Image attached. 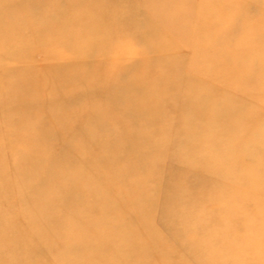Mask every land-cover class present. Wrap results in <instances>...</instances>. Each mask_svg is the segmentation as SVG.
I'll list each match as a JSON object with an SVG mask.
<instances>
[{
  "label": "rangeland",
  "instance_id": "374dc122",
  "mask_svg": "<svg viewBox=\"0 0 264 264\" xmlns=\"http://www.w3.org/2000/svg\"><path fill=\"white\" fill-rule=\"evenodd\" d=\"M183 1L0 0V48L4 46L11 57L17 55L22 65L9 69V58L0 53V197L3 200L0 216L5 214L7 221L19 229L13 228L17 231L12 230L11 238L6 237L8 240L0 239L1 250L13 245V241L19 248L28 245L27 234L44 252L41 257L30 252L32 258L39 262L45 258L48 264H57L59 260L60 264H77L81 257L104 246L105 258L92 259V264H230L232 261L264 264V196L260 193L264 189L261 183L264 176L256 172L255 157L250 164L254 170L250 205L254 206L249 205L252 212L248 217V255L226 258L219 248L228 233L223 234L225 238L218 235L220 241L217 239L214 245L191 235L177 241L178 236L168 231L173 230L172 221H180L184 215V206L177 201L181 196L171 190L173 183L181 178L170 179L166 174L168 170L177 175L185 173L178 162L180 156L172 157L171 153V145L177 138L173 113L164 108L150 119L127 117L126 109L131 103L143 105L144 97H150L124 93L119 84L125 81L128 70L132 75L147 73V79H153L151 73L157 68L166 73L168 61L172 69L164 74L168 83L164 80L157 85L165 89L166 100L174 97V91L182 95L188 74L186 70L179 72L178 65L190 64L192 58L187 51L189 47L180 45L178 38L188 33L184 32L188 23L176 21L171 6L181 10L185 7ZM220 3L232 16L264 23V0H220ZM42 31H46L44 38L38 35ZM58 41L68 44V49H58ZM54 69L74 74L76 80L74 83L63 81L61 85L67 83L69 87L60 93L56 89L46 93L42 90L44 84L36 76L43 71H47V75L56 74L58 70ZM12 71L26 72L29 92L18 82H12L18 89H8V75ZM28 72L34 75L30 77ZM51 74L47 76L48 81L44 78L43 81L58 87V77L53 78ZM179 80L181 84L177 83ZM151 82L145 90L158 93ZM255 93L264 104V92L256 90ZM39 100L42 102L38 105ZM13 110L19 111V116ZM255 113L259 114L249 123L250 140L237 145L235 152L246 150L249 144L254 148L256 141H262L264 122L256 123L255 118L264 119V105ZM25 114L24 122L21 117ZM39 122L44 129L38 130V137L28 139L27 135H36L35 130H29L30 126ZM141 124L149 128V133L146 128L145 131L155 138L158 146L168 148L165 158H155L156 165L152 161L155 166L151 174L141 170L154 158L148 149L155 146V142L154 139L147 141V135L140 140L134 129L143 127ZM119 173L121 175L117 176ZM122 176L131 182L140 177L144 180V190L149 187L148 192H154L155 188L160 191L159 196L139 195L135 202L126 203L122 196H126ZM186 183L195 189L196 173L189 172ZM165 185L169 187L163 189ZM67 193L71 196L69 199ZM99 205L107 206L99 208ZM217 207V199L206 200L200 206L205 213ZM84 221H89L91 226H82L80 222ZM66 224L71 226L69 229H73L72 224L78 229H71V233L60 232ZM84 230L93 233L88 237L91 240L80 241V246L86 245V248L78 246L74 252L66 254L43 249L58 244L55 238L71 237L74 233L82 237ZM234 239L233 236L231 242L237 243ZM199 247L202 251L196 250ZM12 250L14 246L2 253L6 259L4 264H16ZM15 256L20 257V253Z\"/></svg>",
  "mask_w": 264,
  "mask_h": 264
},
{
  "label": "bare ground",
  "instance_id": "6f19581e",
  "mask_svg": "<svg viewBox=\"0 0 264 264\" xmlns=\"http://www.w3.org/2000/svg\"><path fill=\"white\" fill-rule=\"evenodd\" d=\"M183 2H185V7H181V10L179 7L174 8L171 6L172 16H176V21L188 23V26L185 25L184 31L188 33L180 34L178 38L180 45H187L189 47L187 51L191 52L192 58L190 64L188 63L183 67L178 65L179 72L186 70L188 74L184 80L182 95L179 96V91H174V97L166 100L167 97L165 95L167 93L164 92L165 89H163V86L157 85L164 80L168 83V79L164 75L171 72H167L168 69L172 70L168 61L166 63V73L163 74L161 69L158 71L157 68L154 70V73H151L153 74V79L151 77L147 79V76H149L147 73L132 75L128 70L125 74V81L120 83L119 86L124 88V93H131L133 96L138 94H148L150 96L144 97L146 103L143 105L131 103V106L126 109L127 117L131 118L135 116L139 120L143 116L145 119H150V116L164 108L173 113V118L175 116L177 138L171 145V153L172 157L180 156L178 162L185 173L180 172L177 175L178 173L176 174L172 170H168L166 174L170 179L173 177L181 178L178 182L173 183L171 190L174 195L181 196V199L177 200L176 198V200L182 202L184 215L182 220L176 219L172 221L176 229L179 230H174L173 226L171 227L173 230L169 229L168 231L173 236H178L177 241H183L184 236L191 235L194 238L209 240L210 244L211 242L213 244L217 243V239L220 241L218 235L222 234L221 238H225L223 234L228 233L227 241L224 239L225 242H222L224 244H220L219 250L224 252L226 258L232 259L236 256L246 257L249 251L248 239L250 233V220L248 217L252 212L249 209L250 202L252 201L250 189L252 185V173H254L253 167L250 164L252 163L251 158L255 157L256 172L260 177L264 176V133L261 135L263 136L262 141H256L254 148L249 144L250 146L242 152H235L234 149L237 145H242L250 140L251 128L249 127V123L253 120L252 117L256 114V110L259 107L262 109L264 105L259 102L255 93L256 90L264 92V23L258 19L244 20L237 16H232L228 13L226 7L220 3V0H191L193 5L190 3V0ZM43 32L46 31L38 34L40 38H44ZM74 33L78 34V31H74ZM73 42L74 40L70 41L69 45ZM180 45L179 47H181ZM56 46H59L58 49H68V44L63 42H56ZM0 53L6 55L7 59L9 58V69L15 70L17 67L22 66L19 64L17 55L11 57L8 51H5L4 46L3 49L0 48ZM255 61L257 64L253 63ZM24 73L26 72L12 71L8 75V89H18L16 85L12 84V82H18V85L23 83L22 87H25L26 91L29 92L30 84L27 83ZM11 75L12 77H10ZM28 75L31 77L34 74L28 72ZM48 75L47 71H43V73L36 76V79L44 84L42 90L46 91V93L54 89L60 93L61 90H66L69 87L67 83L61 85L63 81L74 83L76 80L74 74H64L61 70H58L56 74H51L53 78L58 77L56 80L58 87H56V84L52 82H49L52 84L51 86L48 82L45 83L43 81V78L48 81ZM151 81H153L152 85H156L158 93H151L145 90L148 87L147 84L150 85L152 83ZM174 82L176 83L175 80ZM177 83L181 84L182 81L179 80ZM172 87L170 89L174 90ZM258 87L260 89H257ZM43 96L46 97L45 95ZM41 102L39 100L38 105ZM13 111L17 112L19 116V111ZM29 116L31 117L30 114ZM26 119V114L21 117V120L24 122ZM255 120H257L255 121L256 123L264 122L262 118H255ZM141 126L143 125L141 124ZM30 127L28 129L35 130L36 135H27L28 139L38 137V130L44 129L40 122L38 125L33 124ZM145 128L149 133V128L146 126L135 128L134 132L141 141L147 135V141L154 139L153 141L155 142V138L148 134ZM22 137L26 139L25 136ZM153 144L155 146L150 147L148 152H153L154 158L148 160L147 165L143 166L141 170H144L146 173L150 172V174L153 172L151 171L152 167L154 168L156 165L155 158L163 156L165 158L168 149L164 148L161 144L158 146L156 142ZM152 161L155 165L152 164ZM189 172L196 173L197 175V187L195 189H191L186 183V175ZM116 175L119 176L121 174ZM20 178L21 176L18 173L17 179L20 180ZM117 178L121 179V177ZM122 178L125 181L124 185L126 188L123 190V194L126 196H122L125 197L126 203L128 201L135 202L140 198L139 195L141 197L147 195L146 198L153 195L154 197L159 196L160 191L158 192L155 188L154 192H148L149 187L144 190V180L140 179V177L135 182L128 181L126 176H122ZM65 182L67 181L65 180ZM261 183H264V179L261 180ZM257 184L259 183L257 182ZM166 185L163 189L169 187ZM259 187H262V185ZM260 193L264 196V189L260 190ZM70 197L69 193H67L66 198L69 199ZM67 199L64 198V200ZM212 199L218 200V207L212 212H203L200 206L206 200ZM1 201L3 200L0 197ZM257 204L259 205V203ZM107 205H110V203H107ZM107 205H99V208L106 207ZM6 217L5 214L0 216V239L8 240L11 238L13 228L19 229L11 221L8 222ZM80 224L84 227L91 226L89 221L80 222ZM72 226L73 229H69L71 226L66 224L60 232L62 230H64L62 232H69L78 229L77 227L74 228V224ZM84 232V236L82 237L73 232L74 234L71 237L55 238L59 242L58 244L50 247L46 246L43 249L49 253L66 254L74 252V249L78 246L86 248V245L80 246V241L84 239L91 240L92 238L88 237L93 233L88 230H84ZM230 233L232 236H230ZM211 235L212 237L210 238ZM26 236L28 245H23L24 248L22 246L19 248L16 242L14 243L13 241V245H10L6 249L9 250L13 246L15 247V250H12V257L15 263L48 264L45 258L41 262L32 258L31 253L36 252L41 257V254H44V252L38 243H34L27 234ZM233 236L235 237L234 240L238 241L237 243L231 242ZM17 237L20 240L19 236ZM48 239L50 241L51 237ZM179 246L181 247V245ZM6 250L0 249V264H4V260H6L2 257V253ZM196 250L202 251L200 247L196 248ZM15 251L17 254H14ZM18 252L20 253V257L15 256L18 255ZM106 254L105 246L104 248L101 247L83 259L81 257L77 261V264H86V262L87 264H92L90 260L95 258L103 259ZM181 255L182 253H180ZM181 257H183V261L187 260L184 256ZM56 263L60 264V260L56 261ZM229 263L237 264L233 261ZM62 264L64 263L62 262Z\"/></svg>",
  "mask_w": 264,
  "mask_h": 264
}]
</instances>
